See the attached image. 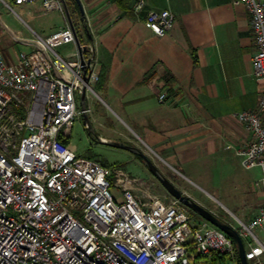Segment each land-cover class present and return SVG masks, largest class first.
I'll return each instance as SVG.
<instances>
[{"label":"built area","instance_id":"built-area-1","mask_svg":"<svg viewBox=\"0 0 264 264\" xmlns=\"http://www.w3.org/2000/svg\"><path fill=\"white\" fill-rule=\"evenodd\" d=\"M241 1L253 44L252 75L263 89L256 110L234 114L249 134L237 155L244 169H260L253 186L264 191V0ZM9 3H38L43 12L64 16L60 0H0L12 10ZM143 7L136 0L132 10ZM173 22L168 10H149L143 24L161 36ZM74 33L66 23L49 36L36 35L29 53L20 51L11 60L0 53V264H239L224 232L176 199L153 193L145 181L69 145L82 116L81 88L93 92L98 81L91 32L80 44L83 62L76 46L70 56L54 51L74 43ZM156 98L171 104L166 92ZM237 222L232 228L247 264H264V203L247 222Z\"/></svg>","mask_w":264,"mask_h":264},{"label":"crops","instance_id":"crops-1","mask_svg":"<svg viewBox=\"0 0 264 264\" xmlns=\"http://www.w3.org/2000/svg\"><path fill=\"white\" fill-rule=\"evenodd\" d=\"M78 1L96 42L93 71L100 79L93 89L143 142L179 165L197 149L216 153L223 138H231L237 151L246 145L249 134L234 114L256 110L263 82L252 75L253 44L241 0H143V9L129 14L111 0ZM37 8L25 5L20 12L40 16L32 13ZM149 10L171 12V29L157 36L145 28ZM76 36L79 44L91 37L85 27ZM159 92L171 104H160Z\"/></svg>","mask_w":264,"mask_h":264},{"label":"rangeland","instance_id":"rangeland-1","mask_svg":"<svg viewBox=\"0 0 264 264\" xmlns=\"http://www.w3.org/2000/svg\"><path fill=\"white\" fill-rule=\"evenodd\" d=\"M63 1L75 33L83 36V27L88 33L92 32V21H87L84 13L79 14L75 0ZM10 6L12 10L0 6V31L3 28L7 31L6 34L0 33V53L8 60L20 51L29 53L36 41V34L43 37L50 32L59 31L67 23L65 16L59 11L43 12L41 8H37L32 13L38 15L42 12L41 15L30 18L20 12V8L25 5ZM26 42L30 45L27 46ZM74 47V43H69L55 47L54 51L64 56L74 50ZM85 94L91 129L84 127L81 116L74 122L69 145L77 154L110 169H120L136 180L145 181L155 194L168 195L139 157L126 150L100 143L99 140L133 146L175 188L235 229L238 228L237 219L247 222L264 203V191L253 186L254 181L260 177L259 169L246 170L241 166L236 143L231 138H223L216 153L197 149L194 156L192 154L185 164L179 165L143 142L138 130L104 95L96 89ZM259 235L262 237V234Z\"/></svg>","mask_w":264,"mask_h":264},{"label":"water","instance_id":"water-1","mask_svg":"<svg viewBox=\"0 0 264 264\" xmlns=\"http://www.w3.org/2000/svg\"><path fill=\"white\" fill-rule=\"evenodd\" d=\"M60 2H61L62 7H63V12H64V15H65V18H66V22L68 23V25L70 27H72V23H71L69 15H68L65 3H64L63 0H60ZM75 2L77 4L79 12L81 13L82 10H81V5H80L79 1L75 0ZM74 43H75V46L77 48L80 60H81V62H83L82 59H81L82 48L80 47V44L78 42V39H77V36H76L75 33H74ZM91 70H92V66H90V68L88 69L87 72H85V71L83 72L82 80H83L84 84H86L88 82ZM79 107H80V110L82 111V116L81 117L83 119L84 127L87 128L88 130H90L91 126H90V123H89L88 114L86 112L85 86L84 85L82 86L81 92H80V95H79ZM99 142L100 143H106L107 145H109L111 147H114V148H119V149L126 150V151L134 154L135 156L139 157L140 160L142 161V163L144 164V166L150 172V174L160 183V185L163 187V189L167 192V194L170 197L176 199L178 202L183 204L190 211H192L193 213L197 214L198 216H200L204 220L208 221L210 224H212L213 226H215L216 228H218L219 230L224 232L227 236H229L232 239V241L234 242V244H235L237 258H238V263L239 264H247V262L245 260V257H244L243 245H242L241 239L238 236L237 232L230 225H228L227 223L219 220L211 212L207 211L202 206H200L199 204L194 202L192 199H190L188 196L184 195L177 188H175L157 170V168L153 165V163L141 151H139L137 148H135L133 146H129L127 144L120 143V142H106L105 140H101V139L99 140Z\"/></svg>","mask_w":264,"mask_h":264},{"label":"trees","instance_id":"trees-1","mask_svg":"<svg viewBox=\"0 0 264 264\" xmlns=\"http://www.w3.org/2000/svg\"><path fill=\"white\" fill-rule=\"evenodd\" d=\"M112 3L117 7L118 10H120L124 14L131 13L132 6L135 3L136 0H111ZM149 76H145L143 81H147ZM100 77L98 76V81ZM68 142V140L65 141V143Z\"/></svg>","mask_w":264,"mask_h":264}]
</instances>
